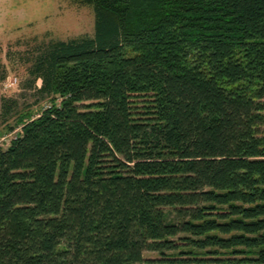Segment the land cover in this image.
I'll list each match as a JSON object with an SVG mask.
<instances>
[{
    "label": "trees",
    "instance_id": "obj_1",
    "mask_svg": "<svg viewBox=\"0 0 264 264\" xmlns=\"http://www.w3.org/2000/svg\"><path fill=\"white\" fill-rule=\"evenodd\" d=\"M74 1L95 35L32 70L60 104L0 146V264H264V0Z\"/></svg>",
    "mask_w": 264,
    "mask_h": 264
},
{
    "label": "rangeland",
    "instance_id": "obj_2",
    "mask_svg": "<svg viewBox=\"0 0 264 264\" xmlns=\"http://www.w3.org/2000/svg\"><path fill=\"white\" fill-rule=\"evenodd\" d=\"M95 35L91 5L74 0H0V146L7 148L21 132V115L41 112L55 98L42 91L32 70L40 49L52 41ZM157 258L156 253H145Z\"/></svg>",
    "mask_w": 264,
    "mask_h": 264
}]
</instances>
